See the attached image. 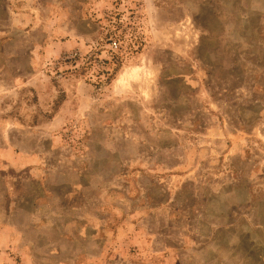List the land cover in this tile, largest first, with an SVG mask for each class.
I'll list each match as a JSON object with an SVG mask.
<instances>
[{
    "label": "rangeland",
    "instance_id": "rangeland-1",
    "mask_svg": "<svg viewBox=\"0 0 264 264\" xmlns=\"http://www.w3.org/2000/svg\"><path fill=\"white\" fill-rule=\"evenodd\" d=\"M0 264H264V0H0Z\"/></svg>",
    "mask_w": 264,
    "mask_h": 264
},
{
    "label": "built area",
    "instance_id": "built-area-1",
    "mask_svg": "<svg viewBox=\"0 0 264 264\" xmlns=\"http://www.w3.org/2000/svg\"><path fill=\"white\" fill-rule=\"evenodd\" d=\"M113 46H117V44L116 43H113Z\"/></svg>",
    "mask_w": 264,
    "mask_h": 264
}]
</instances>
